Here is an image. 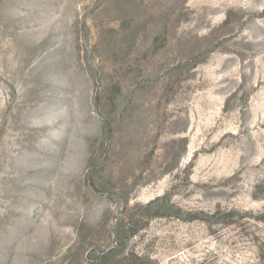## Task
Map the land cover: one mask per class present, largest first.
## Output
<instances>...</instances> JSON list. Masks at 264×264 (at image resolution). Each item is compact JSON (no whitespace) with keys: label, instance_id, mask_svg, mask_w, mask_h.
<instances>
[{"label":"rangeland","instance_id":"1","mask_svg":"<svg viewBox=\"0 0 264 264\" xmlns=\"http://www.w3.org/2000/svg\"><path fill=\"white\" fill-rule=\"evenodd\" d=\"M0 264H264V0H0Z\"/></svg>","mask_w":264,"mask_h":264}]
</instances>
